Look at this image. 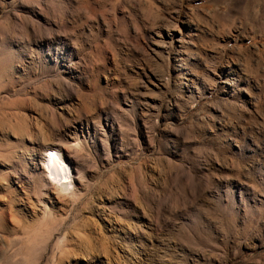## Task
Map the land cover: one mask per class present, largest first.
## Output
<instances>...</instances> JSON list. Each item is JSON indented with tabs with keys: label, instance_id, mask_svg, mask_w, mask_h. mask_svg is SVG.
Wrapping results in <instances>:
<instances>
[{
	"label": "rangeland",
	"instance_id": "1",
	"mask_svg": "<svg viewBox=\"0 0 264 264\" xmlns=\"http://www.w3.org/2000/svg\"><path fill=\"white\" fill-rule=\"evenodd\" d=\"M0 264H264V0H0Z\"/></svg>",
	"mask_w": 264,
	"mask_h": 264
},
{
	"label": "bare ground",
	"instance_id": "2",
	"mask_svg": "<svg viewBox=\"0 0 264 264\" xmlns=\"http://www.w3.org/2000/svg\"><path fill=\"white\" fill-rule=\"evenodd\" d=\"M42 168L47 177L55 182V185L61 191L73 187L69 165L62 153L56 148V145L50 144L46 146L42 160Z\"/></svg>",
	"mask_w": 264,
	"mask_h": 264
}]
</instances>
